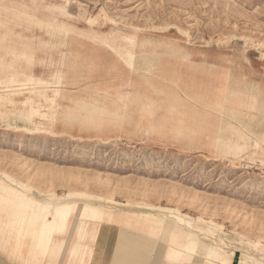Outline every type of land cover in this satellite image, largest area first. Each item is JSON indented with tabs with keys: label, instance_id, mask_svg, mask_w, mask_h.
Masks as SVG:
<instances>
[{
	"label": "rangeland",
	"instance_id": "obj_1",
	"mask_svg": "<svg viewBox=\"0 0 264 264\" xmlns=\"http://www.w3.org/2000/svg\"><path fill=\"white\" fill-rule=\"evenodd\" d=\"M21 11L51 19L54 26L73 27L83 32L82 36L76 34V39L90 45L98 46L96 41L102 37L129 45L123 36L137 34L154 42L146 45L148 50L164 49L163 41H170L174 44L172 55L188 58L214 77L222 74L225 80L239 65L238 69L264 81V0H0V25L8 14L7 25L19 29L14 20L23 23L26 15ZM26 24L35 33L51 30L45 35L47 39L64 35L51 26L39 27L36 21ZM62 51L49 50L47 61H35L28 67L43 69L51 53L58 57ZM166 57L159 54V61L164 62ZM59 61L53 63L59 65ZM3 73L0 68V75ZM260 90L264 91V85ZM209 98L208 106L213 105ZM43 104L40 112L44 115L32 119L19 113L0 115V178L9 186L0 188L8 190H2V194L15 192L22 197L35 192L47 196L70 193L78 202L84 199L79 194L95 201L111 198L119 211L146 215L145 219L133 216L132 225H128L134 227L144 221L143 227L136 229L160 239L150 264L160 263L167 245L165 232L170 235L173 231L162 227L164 222H153V216L168 222L179 218L181 223H187L188 218L209 228L216 239H224L226 251L236 249L230 242L239 239L258 240L264 245V157L247 156L255 149L254 143L232 150L220 146L219 150L143 129L101 132L85 126H52L53 109ZM58 206L63 210L76 208L71 212L74 221L83 208L73 201ZM86 208L95 211L94 206ZM109 211L102 206L98 213L107 216ZM125 217L124 213L120 217L124 223ZM193 228L205 245L211 236ZM252 249L251 256L264 258L263 247ZM195 259L191 264H197L200 258Z\"/></svg>",
	"mask_w": 264,
	"mask_h": 264
},
{
	"label": "bare ground",
	"instance_id": "obj_2",
	"mask_svg": "<svg viewBox=\"0 0 264 264\" xmlns=\"http://www.w3.org/2000/svg\"><path fill=\"white\" fill-rule=\"evenodd\" d=\"M21 13L26 15L23 23L14 20L19 29L10 30L11 34H8L6 30L0 31V68L4 70L0 79L5 81L4 86L6 87L0 90V115L19 113L24 118L32 119L36 115H44L40 112V107L45 103L53 109L52 126L59 123L64 128L85 126L103 129L102 125L120 126L130 120L127 107L114 101L109 95L108 88L101 87L94 93H89L85 87L80 86L75 88L73 91L75 93H71L72 90L68 88V92L59 94L58 85H63L69 73L74 74L73 77L84 76L88 70L96 66L107 69L109 62H92L83 56V52H77L75 48V51H72V34L68 32H64L63 37L59 39L52 37L47 39L45 35L50 34L49 29L35 33L26 22L36 21L39 27L46 25L54 30L53 20L37 17L29 11H21ZM6 23L2 21L0 29ZM25 31H28L29 35ZM163 42V44L159 43L164 46V49L148 50L146 45L154 42L140 37L135 60L131 65L130 61L127 62L130 70L128 66L125 70V72L139 73V76H142L147 83L149 91L157 96L166 95L165 90L155 82L159 76L161 77L164 69L159 62V54L171 56L174 50V44L170 41ZM77 47L82 48L81 45ZM58 48H62V55L56 57L51 53L50 61L43 69L28 67L35 61H44L49 50L53 51ZM8 52L13 54L11 64H6ZM21 60L25 63L16 64ZM55 60H61L59 65L53 63ZM238 66L232 68L226 76L225 89L222 94L224 104L220 112L221 120H219L220 132L215 149L220 150L219 147L224 146L223 148L232 150L254 143L255 149L251 150L247 156L264 157V91L260 90L264 81L249 75L247 71L238 69ZM27 93L28 96H25L24 94ZM20 95H24L23 98ZM63 98L66 101L61 103ZM73 195L68 193L63 196H47L35 192L20 197L15 192L2 194L0 191V248L11 249L12 243L17 242L19 251L16 252L20 253L25 250V256L22 259L26 260L27 264H38L40 253L42 254L41 259L44 258L42 252L44 245H47V248L49 245H62L63 240L61 239L66 240L67 235V242L61 253L65 255L63 264H88L98 228L100 224L106 223L119 227L114 255H119L121 250L132 248L137 250L134 251L135 254L141 253L143 262L140 264H148L155 243L160 239L146 236L136 229V227H143L144 221H139L140 224L135 223V230H125L118 225L123 213L126 215L127 223L131 222L133 216L145 219L146 215L130 213L134 211H119L113 206L115 200L111 198L106 201H95L96 199L92 197L79 194L78 196L84 199L78 202L74 200ZM71 201L77 207L83 205V208L77 212V221L71 217V212L76 208L63 210L58 206ZM48 204H51L53 208H50ZM90 206H94L95 211L86 208ZM102 206L109 208L107 216L99 215L101 212L98 213V211ZM88 211L94 214L88 215ZM150 215L153 216V214ZM152 218L156 224L164 222L162 227L173 230L170 231V235L167 232L163 234L167 238V245L163 252V264H191L193 261L196 262L195 257L200 258L197 264H264V258L260 260L250 255L254 247L260 246L264 249V245L258 240L245 242L239 239L230 242L236 249L226 251L224 249L226 242L221 236L216 239V234L209 228H204L188 218L185 221L187 223H181L179 218L172 222L159 220L156 216ZM193 227L203 230V235L211 236V238L208 237L209 241L205 245L201 242V234ZM51 248L54 250L49 248L46 264H56L58 261L60 249L56 251L55 247Z\"/></svg>",
	"mask_w": 264,
	"mask_h": 264
},
{
	"label": "crops",
	"instance_id": "obj_3",
	"mask_svg": "<svg viewBox=\"0 0 264 264\" xmlns=\"http://www.w3.org/2000/svg\"><path fill=\"white\" fill-rule=\"evenodd\" d=\"M5 17L8 23V14ZM7 23L0 31L6 30L8 34H11L10 30L13 28ZM54 27L72 34V51L76 49L77 52H83V56L92 62H109L107 69L96 66L88 70L84 76L73 77L74 74L69 73L63 85H58L57 92L59 94L66 93L70 88L71 93H75L73 92L75 88L80 86L85 87L89 93H94L101 87L108 88L111 98L127 107V112L130 114V120L120 126L106 124L102 125L103 129L101 127L92 129L101 132L106 129L118 131L127 129L131 132L143 129L146 132H155L160 135L167 134L185 143L197 144V147L207 145V148L215 149L219 138V120H221L220 112L223 105L222 94L226 83V79L221 78L222 74H217L218 77H214L199 64L188 62V58L166 55L164 62L159 61L164 69L161 72V77L159 76L155 81L159 87L165 90L166 95L157 96L149 91L147 83L142 79V76H139V73L125 72L128 68L130 70L127 62L130 61L131 65L135 60V49H137L140 40L137 34L123 36L124 40H128L129 45L115 44L102 37L100 41L95 40L98 43L96 46L90 45L87 41L77 40L75 35L82 36L83 32H77L73 27H65L61 24H55ZM79 45L82 48H78ZM101 48L104 50L102 53ZM12 58V52H8L6 64H11ZM0 83H5V81L0 79ZM4 87V85L0 86V90ZM208 97L213 100V105H207ZM65 101V98L61 99V103ZM155 115H158L156 119ZM4 183L6 182L0 178V188L2 186L9 187L8 183ZM10 185L17 188L16 185ZM2 190L8 191L0 189V191ZM118 225L125 230H135L134 227L128 225L126 218L125 223L120 220ZM118 230L119 227L114 224H100L88 264H140L143 262L141 253L135 254L134 251L137 250L132 248L119 251V255L113 254ZM67 237L66 235V240L63 239L62 245L48 246L51 250H54L51 248L52 246L56 251L60 249L56 264H63L65 255L61 253L67 242ZM80 239H82L81 236ZM12 244L11 249L0 248V264H27L26 260L22 259L25 256V250H22L21 254L17 253L16 251H19L17 242ZM49 248L44 245L42 250L44 258L41 259L42 254L40 253L38 264H46ZM148 264H150V260ZM159 264H163V255Z\"/></svg>",
	"mask_w": 264,
	"mask_h": 264
}]
</instances>
